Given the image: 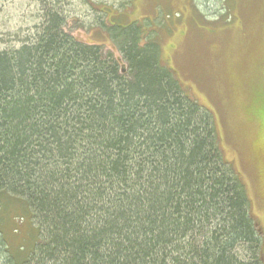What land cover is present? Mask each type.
Instances as JSON below:
<instances>
[{"label": "trees", "instance_id": "trees-1", "mask_svg": "<svg viewBox=\"0 0 264 264\" xmlns=\"http://www.w3.org/2000/svg\"><path fill=\"white\" fill-rule=\"evenodd\" d=\"M109 24L124 73L111 52L65 33L55 10L0 50L6 264H264L213 115L161 64L158 43L143 45L139 25ZM7 199L29 217L20 259L2 227Z\"/></svg>", "mask_w": 264, "mask_h": 264}, {"label": "rangeland", "instance_id": "rangeland-1", "mask_svg": "<svg viewBox=\"0 0 264 264\" xmlns=\"http://www.w3.org/2000/svg\"><path fill=\"white\" fill-rule=\"evenodd\" d=\"M100 8L121 25H139L143 45L146 38L156 41L161 64L211 112L225 159L245 184L250 214L264 237V0H0V50L20 46L43 23L44 11L55 10L65 33L111 52L124 73ZM7 200L2 227L20 259L29 217L20 202ZM0 249V264H6L9 256Z\"/></svg>", "mask_w": 264, "mask_h": 264}, {"label": "flooded vegetation", "instance_id": "flooded-vegetation-1", "mask_svg": "<svg viewBox=\"0 0 264 264\" xmlns=\"http://www.w3.org/2000/svg\"><path fill=\"white\" fill-rule=\"evenodd\" d=\"M99 12H100L102 15H106L107 18H106V20H104V23H105L106 25H108V24L110 23V21H111V18L114 17L113 13L109 12V11L106 10L105 8H104V9L100 8ZM117 17H118V16H117ZM109 25H110V24H109ZM259 232H260V234H262L261 231H259ZM263 234H264V233H263Z\"/></svg>", "mask_w": 264, "mask_h": 264}]
</instances>
